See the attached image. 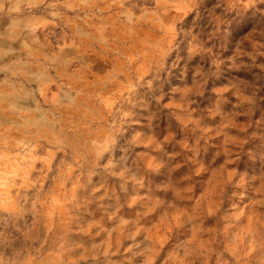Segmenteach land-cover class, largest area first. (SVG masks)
Instances as JSON below:
<instances>
[{
	"label": "rangeland",
	"instance_id": "obj_1",
	"mask_svg": "<svg viewBox=\"0 0 264 264\" xmlns=\"http://www.w3.org/2000/svg\"><path fill=\"white\" fill-rule=\"evenodd\" d=\"M0 2V264H264V0Z\"/></svg>",
	"mask_w": 264,
	"mask_h": 264
},
{
	"label": "crops",
	"instance_id": "obj_2",
	"mask_svg": "<svg viewBox=\"0 0 264 264\" xmlns=\"http://www.w3.org/2000/svg\"><path fill=\"white\" fill-rule=\"evenodd\" d=\"M8 1H14V0H0V2H2L1 4L6 3ZM2 6H3V8L5 7V9H7L8 4H3Z\"/></svg>",
	"mask_w": 264,
	"mask_h": 264
}]
</instances>
